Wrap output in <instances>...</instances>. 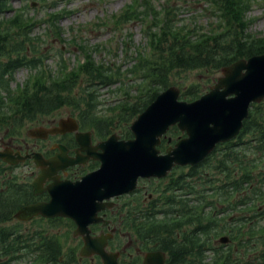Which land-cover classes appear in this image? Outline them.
<instances>
[{
  "label": "trees",
  "instance_id": "16d2710c",
  "mask_svg": "<svg viewBox=\"0 0 264 264\" xmlns=\"http://www.w3.org/2000/svg\"><path fill=\"white\" fill-rule=\"evenodd\" d=\"M9 1L0 0V56L11 57L16 53V57H11L6 63H0V85L5 75L12 76L15 68L30 67L31 64L33 67L38 66V61H24V58L19 55L21 51L26 50L25 44L28 42L26 32L19 37L5 39L6 35L11 33L10 30L21 23L25 24L23 14H18L15 20L13 18L1 19L3 12L9 6ZM216 1L218 5L215 11L219 15L215 16L220 17L221 15L224 20L233 19L234 24L224 27L225 30L222 32L215 33L211 40L206 34L200 32L201 27L197 22L194 23L195 31L185 24L181 25L188 30L187 32H183V28L178 29L177 22L170 15L172 12L170 6L163 8L164 12L160 17L159 10H156L155 5L149 3L148 0L137 1L134 7L127 5L119 15L115 16L116 23L146 19L153 21L155 25H159L160 22L161 24L157 26L158 32L146 28L145 33L149 36L148 49L138 50L132 64L128 65L123 73L119 68L112 70L110 65L108 67L102 63H95L87 52V45H80V49L85 54V62L80 65L78 71L86 73L92 78L88 84L87 96L79 99L80 104H84L88 108L83 115H80L81 125L94 127L96 132L102 136L109 133L113 126L118 128L123 137H129L131 134L126 128L127 125L154 99L160 90L175 84L181 89L180 98L187 101L193 100L203 93L205 89L203 87L208 83L199 88L193 82H181L180 80L184 79L180 77L181 73L194 70L215 73L219 72L222 66L239 58L264 53V36L252 35L244 29L242 11L246 5H243L239 0ZM50 17H52L50 19L52 27H56V31L59 30L55 23L59 20L60 13L53 12ZM223 19L220 18L222 22ZM28 23H30L29 26L34 25L35 20H30ZM221 27L223 26L217 28ZM217 28L211 32H215ZM3 30L6 35H3ZM35 40H38V37ZM166 40L172 43L165 42ZM29 50L36 51L35 46ZM34 58H39V56L34 55ZM73 72L70 71L67 78L52 80L50 88L42 84L45 82V75L39 74L36 79L42 76L43 78L37 81L34 86L38 85L39 88L47 89L49 91L47 96L46 94L37 95L36 92L41 90L37 88L33 94L22 90L16 97L12 96L10 94L12 92L9 91L8 101L14 99L18 108L15 109V107L13 112L18 113L17 115L27 116L36 112L49 111L60 105H77L79 107L80 104L69 100L68 92L77 82L76 79H73L75 78ZM133 78L136 80L135 84L139 85V82H142L148 86V89L143 91L145 97L141 98V103L130 102L132 98L128 93H125V97L119 101L120 105L116 104L113 107L114 109L119 107L118 116L121 119L117 122L118 126L113 124V117L97 115L94 111L99 104L97 88L119 82L120 85L117 87L121 90L122 83ZM3 88L5 89V86ZM3 103L2 98L0 100L1 114L5 109ZM122 122H124V126L121 125ZM174 130L177 131L175 127ZM160 148L164 149L165 145L161 144ZM213 169L218 170L217 172H225L228 180L225 183L219 182L215 186L214 179L204 177L207 178L204 184L211 183L213 188L204 184L201 186L204 189L212 190L208 197H216L213 202L218 201L219 204L221 200L226 204L220 203V207H218L211 202L208 204L203 202L204 206L210 205L212 209L204 212L202 207L196 211L195 209L199 208L198 204L205 197L197 198L196 206L182 205L177 208V214L169 209L162 210L171 213V215L165 213L162 218H157V213L150 210L148 219L135 224L133 229L138 235L144 236L145 241L149 239L157 248H161L167 253V264H264V250L258 253L253 252L251 256L247 254L250 251L248 249L256 250L258 242L264 246V228L259 226L258 231L254 229L264 216V207L260 211H255L254 217H251L248 223V219L245 217L238 216L231 219V216L228 215L229 211L239 210L238 212H241L240 209L248 210L264 203V100L251 104L249 115L243 121V126L235 141L219 144L203 162L190 167L186 172L182 171L177 175H175L176 172L170 174L168 180H163L164 183L167 180L164 185L165 191L168 188H177L186 194H194L198 192L194 180L203 182L202 178L196 179V177ZM161 182L159 181V183ZM7 187L0 190V264L27 261L31 258L39 264H76L74 255L66 256L57 234L47 235L43 230L37 229L34 235L20 232L18 228L21 221L16 220L11 226L1 225L2 222L11 221L13 213L21 206V203L13 195H10L11 192L20 193L21 188H17L13 183H8ZM237 196L238 198L235 200ZM10 199L13 200L10 201ZM174 202V196L168 200L170 204ZM181 202L187 203L185 200ZM178 203L177 201V205ZM154 204L151 202L152 208ZM244 223L249 225L246 227ZM241 224L243 225L234 231L235 226ZM225 230H228L229 237L235 242V246L214 243L217 235ZM239 238L245 241H241Z\"/></svg>",
  "mask_w": 264,
  "mask_h": 264
},
{
  "label": "rangeland",
  "instance_id": "374dc122",
  "mask_svg": "<svg viewBox=\"0 0 264 264\" xmlns=\"http://www.w3.org/2000/svg\"><path fill=\"white\" fill-rule=\"evenodd\" d=\"M136 1L137 0H10L8 3L9 6L7 7V10L3 12L1 19L13 18L15 20L18 17V14H23V18H25L23 21L25 24L21 23L19 26L10 30L11 33L9 35L4 34L5 31L3 30V35H6L5 39L9 37L10 39H13L26 32L25 34H27L26 38L28 40V42L25 44L26 50L21 51L19 55L20 57L24 58V61H31L34 59V55H37L39 56L38 60L41 65L39 71L37 70L36 66L33 67L31 64L30 67L20 66L15 68L12 72V76L10 74L5 75V78L0 85L1 95L7 96L8 93L12 92L10 94H12V96L15 95L16 97L22 90H27V92L33 94L37 91V88L41 89L36 92L37 95L46 94L47 96L49 95V91L47 89H43L44 87L39 88L38 85L34 86L37 81L43 78L42 76L41 78L36 79L39 74L45 75V82L42 84L50 88L52 87V80H57L58 78H60L59 80L67 78L69 72L74 71L73 75L75 78L73 79H76L77 82L73 86L72 90L68 92L70 96L69 100L75 102L76 104H80V97H86L88 94V84L92 78L87 76L86 73H80L78 71L80 64L84 61L82 56L83 52L77 46L78 44H85L89 47V55L93 57V59L96 61L95 63L104 62V64L108 67L111 65L110 68H112V70L119 68L123 73L124 69L128 65L132 64L133 58H135L136 52L138 50L142 51L143 48L146 50L148 49L146 43L149 44V36H147L145 33L146 28L148 27L151 30L158 32L157 26H159L161 22L159 25H155L153 24V21L146 19H144V21L131 20L122 24L115 22V15H118L127 5L134 4ZM239 1L243 5H246L245 9L242 11V22L245 31L252 35L259 34L258 36H264V0ZM148 2L155 5V9L159 10L160 12V17L163 14L162 12H164V7H172V12L170 15L174 21L177 22L176 26L178 29L183 28L181 24H185L187 27L195 31L194 23L197 22L201 26L200 32L206 34L209 40L212 39V36L215 33L222 32L226 27L234 24L233 19L224 20L221 15L220 17L215 16L217 14L219 15V13L215 11L216 6L218 5L216 0H148ZM53 12L60 13L59 20L55 23L57 27H59V30L57 31L56 27H52L50 23V19H52L50 14ZM220 18L221 20L223 19V22L220 20ZM147 19L150 18L147 17ZM30 20H35V24L29 26L30 23L28 22H30ZM142 23H144L143 26H141ZM26 24H28V26H25ZM236 25L238 26V23H236ZM219 26L223 27L217 28ZM215 28H217V30L215 32H211V30ZM187 31V29L183 30V32ZM36 37H38V40L34 41ZM165 42L172 43L171 41L167 40ZM34 46L36 51L29 50V48ZM94 48L96 49L92 50ZM11 57L15 58L16 53L12 54ZM11 57L0 56V63H6ZM61 65L63 66L62 68ZM218 75V72L211 73L210 71L204 70L186 71L180 74V77L184 78L180 81L186 83L193 82L194 84L198 85L199 88L208 83L205 87H203V89L205 88L204 90L207 91L208 87L215 82L213 79ZM135 83L136 80L134 78L127 82L125 80L122 83L121 91L119 92H116L118 88L117 86L120 85L119 82L116 84H111L109 88H97L99 104L94 110L96 114L102 117H113V124L118 126L117 122L121 119V117L118 116L119 107L111 109V106L116 104L120 105L119 101L125 97V93L130 95L132 98L130 99V102L133 103L137 102L140 104L142 101L141 98L145 97L143 95V91L148 89L146 83L139 82V85ZM3 86H5L6 90L3 88ZM50 92H52V90H50ZM6 102L8 103H3L5 106L4 112L2 114L0 113V139L4 138V142L8 141L9 139H13L15 140L13 142L19 141V143H21V139L28 137L27 130L30 129L31 126L37 124L40 120L44 121L47 118L58 119L59 117H64L67 115L80 118V115H83L88 109L84 104H80L79 107L77 105H60L53 110L32 113L24 116L20 114L17 115L18 113L13 112L15 107V109H18L14 99ZM121 125L124 126V122H122ZM126 128H128V125ZM110 132H115L118 134L119 130L118 128L112 126ZM217 171L218 170L213 169L205 171L203 176H197L196 179L200 177L203 179V182L200 183L194 180V185L197 188L196 190H198V192H195L194 194H186L183 191L177 190V188H168L166 192L162 193L163 191H161V189L164 188V185L163 188H156L158 192L154 191L155 188H153L151 191L161 199L157 200L158 203L155 204L153 208L150 207V204H146L145 206H141V209L156 212V217L162 218L166 213L162 210L169 209L174 211L173 213L177 214V208H180L182 205L191 207H193V205L196 206L198 203L197 198L199 199L202 197H205V201L202 200V203L206 202V204H208V202H211L215 206L218 205V207H220V203H223L224 201L220 200L219 204L218 201L213 202L216 200V197H208V195L212 193V190H209V188L204 189L203 186H201L204 184V181L207 180L204 177L214 179L215 186L219 182L225 183L228 180V176H226L225 172L221 173ZM207 172H209V174H207ZM24 174L26 173L17 171L16 169L12 172L4 170L0 173V190L5 189L8 183L13 182V185L17 186V188H21L22 191L20 193L11 192L10 195H13L18 200V202L21 203V205L26 202L25 197L28 193L27 184L24 182H27L28 184L30 183L29 177ZM208 186L213 188L211 183ZM150 188L152 187L150 186ZM173 196L175 197V202L172 204L168 203V200ZM187 198H189L188 201H186ZM237 198L238 196L235 198V200ZM13 199H10V201ZM183 200H185L187 203L181 202ZM177 201L179 202L178 205ZM263 204H259V206L250 208L248 210L240 209L241 212H238L239 210H235V212L229 211L228 215L231 216V219L238 216L245 217L248 219V223L249 219L254 217L255 211L261 210ZM202 207L204 212H207L210 210L211 206L203 205L199 206V208L195 210L198 211V209H202ZM141 209H139V211ZM166 214L171 215V213ZM13 222H15V220L11 219V221L2 222L1 225L11 226ZM135 224L137 223L132 224V226ZM244 224L246 227L249 225L246 223ZM242 225L243 224L240 226H235L234 231H236L237 228L241 227ZM259 226L264 228V216L258 221L254 229L258 231ZM124 228L132 232V239L135 241L133 245L127 247L128 250L130 247H132L131 251H134L136 246L141 247L142 244L153 245L149 239L147 242L145 241L144 236L142 237L141 235H138L135 229H131L128 225H125ZM18 229L20 232L28 233L29 235H34L36 229L43 230L44 234L47 235L57 234L63 245V250L65 251L66 256L74 255V257L77 258L76 264H88L87 262L78 259L76 255L79 249V240L72 238L70 234L72 231L71 225L34 219L31 221H21ZM228 234V230H225L220 233L216 239L220 238L221 236L228 237ZM126 241L127 239H123L124 243ZM241 241L245 240L241 239ZM248 250L250 251H248L247 254L251 256L253 252L258 253L259 251H263L264 246H262L261 242H258L256 250ZM11 264L39 263L31 258V260H22L12 262Z\"/></svg>",
  "mask_w": 264,
  "mask_h": 264
},
{
  "label": "water",
  "instance_id": "95a60500",
  "mask_svg": "<svg viewBox=\"0 0 264 264\" xmlns=\"http://www.w3.org/2000/svg\"><path fill=\"white\" fill-rule=\"evenodd\" d=\"M179 93L180 89L175 85L160 91L131 122L132 138L119 139L117 134H111L99 142L94 147L99 151L92 154L100 162L99 168L80 180L58 181L52 176L65 164L80 161L78 158L69 159L63 149L60 155L49 160L35 153L33 157L41 168V176L33 181V185H40L43 178L52 174L53 182L46 187L50 199L48 202L27 204L19 208L14 216L19 220H28L39 214L69 217L76 225L73 236H82L80 256L97 254L102 264H119L118 254L105 250L111 234L90 235L88 225L99 220L96 211L101 209L95 200L101 201L135 188L139 177L160 178L174 166L194 165L202 161L217 143L234 138L248 116L250 104L264 99V54L239 58L223 66L208 91L195 100H181ZM173 125L185 132V136L161 153L157 145ZM75 129V119L62 118L59 126L53 129L31 128L28 135L43 136L48 132ZM85 133L76 132L75 137L79 139ZM26 157L29 155H21L10 147L0 149V160L10 164L23 161ZM48 163L50 166H46ZM219 240L224 243L228 237L221 236ZM164 259V252H148L142 264H163Z\"/></svg>",
  "mask_w": 264,
  "mask_h": 264
},
{
  "label": "flooded vegetation",
  "instance_id": "af4514ba",
  "mask_svg": "<svg viewBox=\"0 0 264 264\" xmlns=\"http://www.w3.org/2000/svg\"><path fill=\"white\" fill-rule=\"evenodd\" d=\"M70 116L71 115H67L64 117ZM60 118L62 117L58 119L47 118L44 121L40 120L31 127L53 129L59 124ZM78 129L80 132L84 133L87 131L88 134L85 133L77 139L74 132H50L44 133L45 135L41 137H27L21 139V143H19V141L13 142L15 141L13 139H9L6 142H4V138L0 139V148L8 145L14 151H19L23 155H30L25 161L19 162L12 165L13 167L8 168L9 172L15 169L25 172L26 174L24 175H27L30 179V183H27L28 193L25 197L26 202L21 206L29 203L48 202L50 199V194L46 187L53 182V179L50 177L52 174L49 177L43 178L40 185L36 187L33 185V180H37L38 177L41 176V168H38L37 164L34 163L35 160L33 155L35 153H39L44 160H49L50 158L60 155L63 149L65 152L64 154H66L69 159L75 160L78 158L80 160L73 164H65L62 168L56 170L55 174L52 176L56 177L58 181H77L81 179L85 173L92 170L91 166L95 167L97 165V160L92 157L93 152H97L98 150L94 147L105 138H101V135L93 128H81L79 126ZM46 166H50V164L48 163ZM36 188H38V191L35 192ZM152 189L153 188H148L147 185L144 184L143 179H139L138 188L110 198H103L101 201L98 199L95 200V203L101 206V209L96 211V217L100 220L90 225L91 235H99L102 232L111 234V237L107 238L105 249L107 252L117 253V259L120 264H142L146 253L162 251L161 248H157L154 244L146 245L144 248H142V246H136L134 251H131L132 247H130L129 250L127 249V247L133 245L135 241L132 239V232L126 230L124 226L128 225L132 229V224L147 220L148 212L141 209V206L149 204L151 199H161L157 197V195L154 196L151 191ZM165 189L166 188L162 189V193H164ZM139 209H141V212ZM33 219L53 220L73 226L72 230L75 228V223L71 219L60 216L45 217L39 214L32 218V220ZM75 238L82 244L81 236ZM123 239H127L125 242L126 244L123 242ZM164 258L163 264H167V255L165 253ZM86 260L89 261V264H101V259L97 255L86 258Z\"/></svg>",
  "mask_w": 264,
  "mask_h": 264
}]
</instances>
